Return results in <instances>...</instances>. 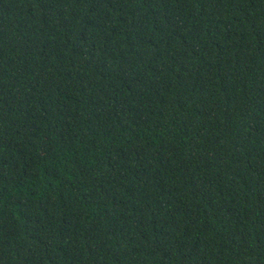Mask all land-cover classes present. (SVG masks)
<instances>
[{"label":"trees","instance_id":"obj_1","mask_svg":"<svg viewBox=\"0 0 264 264\" xmlns=\"http://www.w3.org/2000/svg\"><path fill=\"white\" fill-rule=\"evenodd\" d=\"M0 264H264V0H0Z\"/></svg>","mask_w":264,"mask_h":264}]
</instances>
